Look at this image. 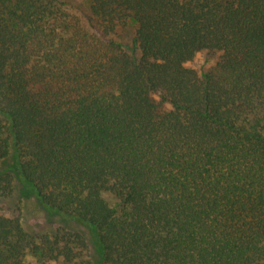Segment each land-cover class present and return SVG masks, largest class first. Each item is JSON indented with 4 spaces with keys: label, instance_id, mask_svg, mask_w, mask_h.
<instances>
[{
    "label": "trees",
    "instance_id": "obj_1",
    "mask_svg": "<svg viewBox=\"0 0 264 264\" xmlns=\"http://www.w3.org/2000/svg\"><path fill=\"white\" fill-rule=\"evenodd\" d=\"M86 2L0 0V264H264V0Z\"/></svg>",
    "mask_w": 264,
    "mask_h": 264
},
{
    "label": "rangeland",
    "instance_id": "obj_2",
    "mask_svg": "<svg viewBox=\"0 0 264 264\" xmlns=\"http://www.w3.org/2000/svg\"><path fill=\"white\" fill-rule=\"evenodd\" d=\"M74 4L78 9L85 11L87 9L86 0H74ZM134 34L133 24H129L126 28H122L114 36L116 40L123 43L124 45H132V39ZM131 47V46H130ZM214 65L212 58L208 56H198L195 60L187 65L188 68L195 70L199 74L206 73ZM14 164L13 158H9L4 162V167H10ZM20 192L18 188L15 194L10 199V205L18 207L20 209V218L23 226L26 229H35L40 233H53V229L47 223L46 214L41 209L39 203L34 198H19ZM26 264H61L60 262L54 261H43L36 258L31 253H26L24 256Z\"/></svg>",
    "mask_w": 264,
    "mask_h": 264
}]
</instances>
